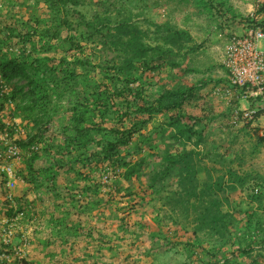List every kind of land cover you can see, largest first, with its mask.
Instances as JSON below:
<instances>
[{"label": "rangeland", "instance_id": "obj_1", "mask_svg": "<svg viewBox=\"0 0 264 264\" xmlns=\"http://www.w3.org/2000/svg\"><path fill=\"white\" fill-rule=\"evenodd\" d=\"M226 2L236 19H229V15L225 18L216 12L210 14L198 0H85V4L75 9L88 19L95 12L106 13L108 9L111 15L119 11L130 12L133 22L145 32V42L151 46L165 44L163 28L166 24L189 33L192 41L185 42L183 49L177 51V61L183 70L192 71L188 74L182 70L165 71L157 83L156 79L147 77L145 82L150 87L147 94H153L157 85L175 88L185 84L196 89L198 97L192 100L188 109L205 117L203 142L195 146L193 139L186 147L203 155L201 164L208 171L200 173L199 180L208 182V174L213 181L222 177L224 191L212 196V192L204 190L198 192L197 197L189 198L175 176L167 177L152 189L149 176L153 174V162L158 158L151 154L164 150L166 140L154 134L149 145L143 144V150L133 159L135 162L142 156L146 157L143 171L131 181L121 180L120 189L116 186L114 174L101 171L94 175L90 185L101 183V186L90 195H83L80 203L70 195L60 198L50 195L48 191L51 190L45 184L38 192L28 182L16 184V187L13 185L11 192L25 194V207L32 205L34 212L41 216L34 223L27 220L24 225L14 226L17 233L25 234L28 244L15 240L18 246L5 258L0 250V264H203L218 250L220 264H226V260L230 264H264V145L258 142V136H264L258 126L233 124L234 108L229 109V102L215 94L216 87L227 84L228 75L222 57L231 34L241 31L242 20L250 19L252 14L262 15L264 0ZM68 9L72 10L71 6ZM49 12L45 0H0V31L13 25L27 30V23L38 30L45 29L52 25ZM69 15L72 21H77V15L71 12ZM260 22L263 24L264 18ZM80 44L84 46L83 56L93 61L104 62L115 57L113 52L96 45ZM16 50L13 49L14 52ZM81 52L78 48L73 51L60 45L50 55L57 65L62 56ZM50 78L58 82V78L63 80L64 75L59 71L51 72ZM204 81L208 82L203 84ZM18 83L24 90L28 89L26 80ZM43 84L53 101L59 100L58 92L66 95L71 89V86L58 89L47 86L46 82ZM65 102L62 100L61 104ZM60 124L61 120L57 119L48 129L51 133H58ZM162 124L163 118L157 116L146 130L150 132ZM19 127L20 134H23L22 125ZM256 130H259L258 134ZM141 134L148 132L144 130L135 135V144H141ZM1 139L5 137L1 135ZM45 163L43 160L37 165L43 167ZM230 172L244 178L243 184L231 181ZM64 177L62 174L58 181L63 187L67 181L62 180ZM74 178L79 180L75 175ZM83 184L79 182L80 187H84ZM203 188L201 185L198 190ZM4 199L0 195V204ZM213 199L220 201L224 219L220 233L198 230V218L203 207H211ZM3 215L0 208V233L5 229ZM51 215L62 220L68 229L54 228L49 222ZM139 231L141 236H135ZM153 233L161 234V237L152 238ZM186 241H191L194 249L187 247Z\"/></svg>", "mask_w": 264, "mask_h": 264}, {"label": "trees", "instance_id": "obj_2", "mask_svg": "<svg viewBox=\"0 0 264 264\" xmlns=\"http://www.w3.org/2000/svg\"><path fill=\"white\" fill-rule=\"evenodd\" d=\"M45 1L52 15L51 26L38 30L27 23V30L13 25L0 31V136L5 137L3 142L0 140V166L16 161L7 155L8 145H16L21 151V161L19 167L14 168L12 184L16 187V184L28 182L35 192L45 184L51 190H47L50 195L57 198L70 195L79 202L83 195H90L101 186V183L90 186L94 175L101 171L114 174L116 186L120 189L121 180L131 181L143 171L146 157L133 162L134 156L139 155L142 145L148 146L152 135L156 134L166 140L164 150L151 154L158 158L154 160L155 170L149 176L152 189L167 177L175 176L189 198L197 197L198 192L204 190L212 192V196L223 192L225 182L222 177L213 181L208 174V182L199 180L198 175L208 171L201 164L203 155L186 147L193 139L195 146L203 142L205 117L188 109L192 100L198 97L196 89L185 84L175 88L157 85L153 94H147L150 88L145 82L147 77L156 79L157 83L165 71L182 70L185 74L192 71L183 70L177 61V51L183 49L185 42L192 41L189 33L166 24L163 28L165 44L151 46L145 42V32L133 22L130 12L119 11L111 15L108 9L106 13L95 12L88 19L75 10L85 4V0ZM198 1L210 14L216 12L236 19L226 0ZM69 6L72 10L68 9ZM70 12L78 16L76 22L71 20ZM242 21L246 24L250 19ZM82 42L113 52L115 57L104 62L93 61L83 56ZM60 45L73 51L78 48L82 52L62 56L56 65L50 53ZM15 48L16 52L13 51ZM32 57L34 59L29 62ZM56 71L64 75L63 80H51L50 73ZM21 80H26L27 90L19 85ZM43 82L50 87L71 86V89L66 95L58 92L59 100L53 101ZM62 100L66 101L65 104H61ZM237 105L238 101L234 99L228 106L235 109ZM157 116L163 118V124L149 132L146 128ZM57 119L61 120L58 133H51L48 126ZM20 125L23 134H20ZM144 130L148 134H141V144H135L133 137ZM256 132L258 134L259 130ZM258 142L264 145V138L258 136ZM43 160H46L45 165L38 166ZM62 174L65 176L62 180H67L64 187L58 182ZM229 175L231 181L243 184L244 178L234 172ZM9 181L7 172L0 169V195L5 198L0 204L4 227L13 225V234L7 243L0 236V250L13 254L18 246L15 240L28 244L25 234L17 233L14 226L24 225L27 220L34 223L41 215L34 212L32 205L25 207L26 195L11 192ZM79 182L85 186L80 187ZM201 185L204 188L198 190ZM210 205L203 207L198 230L220 233L224 227L220 201L213 199ZM49 222L57 230L68 229L62 220L52 215ZM74 226L70 227L71 231ZM135 236L140 237V231ZM159 237L161 234H152V238ZM185 245L190 249L195 246L191 241H186ZM218 251L209 253L212 255L210 260L203 264H220ZM226 264L230 261L226 260Z\"/></svg>", "mask_w": 264, "mask_h": 264}, {"label": "built area", "instance_id": "obj_3", "mask_svg": "<svg viewBox=\"0 0 264 264\" xmlns=\"http://www.w3.org/2000/svg\"><path fill=\"white\" fill-rule=\"evenodd\" d=\"M222 63L228 75L227 84L216 87L215 94L229 103L234 99L238 101L232 112L233 124L258 126L260 134L264 136V127H260L264 117V28L258 15L252 14L239 33L231 34L224 48ZM10 152L14 156L19 153L15 147H11ZM2 169L9 174L13 172L11 167ZM12 234L11 225L0 236L7 243ZM2 257H8L7 253Z\"/></svg>", "mask_w": 264, "mask_h": 264}, {"label": "clouds", "instance_id": "obj_4", "mask_svg": "<svg viewBox=\"0 0 264 264\" xmlns=\"http://www.w3.org/2000/svg\"><path fill=\"white\" fill-rule=\"evenodd\" d=\"M0 140L3 142L5 139H1V136H0ZM11 147H15V148H17V150H18V155L17 156H14V155H11L10 153V148ZM20 154H21V151H20V149H19V147L18 146H16V145H8V156H10V157H13V158H15L16 159V161H14L13 163H11V164H9V165H4V166H0V169L2 170V171H4L2 168H6V167H11L12 168V174H9L6 170L4 171V172H7V174H8V176H9V179H10V181H9V183H8V187H9V189L10 190H12L13 189V184H12V181L14 180V178H15V176H14V168H15V165H16V162L17 161H19L21 158H20ZM7 162V161H6ZM12 228H13V225H12Z\"/></svg>", "mask_w": 264, "mask_h": 264}, {"label": "crops", "instance_id": "obj_5", "mask_svg": "<svg viewBox=\"0 0 264 264\" xmlns=\"http://www.w3.org/2000/svg\"><path fill=\"white\" fill-rule=\"evenodd\" d=\"M262 18H264V12L262 13V15L259 16V19H260V20H261ZM261 25H262V27L264 28V23H263V24L261 23ZM243 106L246 107L247 105L244 103ZM260 127H264V117H262V119H261Z\"/></svg>", "mask_w": 264, "mask_h": 264}]
</instances>
